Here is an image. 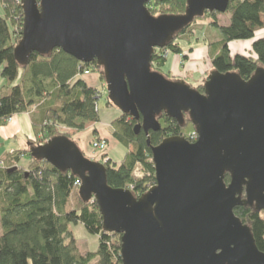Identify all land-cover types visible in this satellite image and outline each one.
I'll return each instance as SVG.
<instances>
[{"label": "water", "instance_id": "95a60500", "mask_svg": "<svg viewBox=\"0 0 264 264\" xmlns=\"http://www.w3.org/2000/svg\"><path fill=\"white\" fill-rule=\"evenodd\" d=\"M148 0H21L22 35L13 54L60 49L101 67L108 101L158 131L161 112L181 122L187 112L194 142L179 136L150 146L155 184L139 197L106 183L105 166L64 136L30 155L79 179L78 194L94 200L106 233L121 234V264H264L236 205L264 208V68L250 78L212 70L203 93L150 68L156 49L205 11L225 13L230 0H187L177 16H153ZM230 181L225 184L224 174Z\"/></svg>", "mask_w": 264, "mask_h": 264}, {"label": "trees", "instance_id": "16d2710c", "mask_svg": "<svg viewBox=\"0 0 264 264\" xmlns=\"http://www.w3.org/2000/svg\"><path fill=\"white\" fill-rule=\"evenodd\" d=\"M186 2L148 0L145 7L153 16H177L185 12ZM0 5V77L4 79L0 86V127L15 114L27 113L34 135L27 149L6 152L0 158V264H121V234L103 230L96 202L84 201L78 194V177L30 155L31 147L51 138L64 136L72 140L59 130L60 126L81 132L93 123V139H103L95 126L99 122L98 92L81 78L97 70L104 82L101 67L95 62L80 63L60 49L31 53L25 65L19 64L13 51L22 35L21 0H0ZM225 13L229 16L227 24L211 23L219 36L212 44L211 64L218 73L246 80L258 68H264V36L255 38V33L264 29V0H230ZM217 14L205 11L200 17L215 19ZM192 25L174 33L161 50L181 53L177 40L189 33ZM251 39V55L231 54L230 42ZM157 53L155 50L152 55L150 68L167 78L163 70L166 60ZM203 88L201 85L195 89L203 93ZM105 102L112 105L107 97ZM156 118L160 128L147 136L141 130L134 132L140 119L120 114L112 120L111 137L126 153L118 163L108 157L101 162L110 187L128 189L136 198L141 196L155 184L150 146L169 136L195 141V126L187 112H182L181 122L165 112ZM136 165L143 176L133 174ZM223 181L229 183L228 173ZM233 213L249 227L258 250L264 252V208L236 205ZM77 223L98 237L95 251L79 248L69 230L70 224Z\"/></svg>", "mask_w": 264, "mask_h": 264}, {"label": "rangeland", "instance_id": "374dc122", "mask_svg": "<svg viewBox=\"0 0 264 264\" xmlns=\"http://www.w3.org/2000/svg\"><path fill=\"white\" fill-rule=\"evenodd\" d=\"M0 15H2L1 5H0ZM213 21H215L219 25H225L229 21V16L227 13H218L215 19L210 18V17L195 18L192 21L193 25L190 27L189 33L181 35V38L177 40V43H179V47L181 49V53H173L168 49L167 50H161V48L156 49V51L158 52L157 54L159 56H162L163 59L166 60L165 65L163 67V70L165 72L164 71L163 72L167 75V78L169 80L184 81L185 84L189 85L192 88H197L203 85L204 82L207 80V77L210 75V72L213 70V67L211 64V50L213 49L212 44L219 39L218 31L211 26V23ZM261 36H264V29H260L258 32L255 33V38H258ZM253 40L252 39L245 40L246 42H237V41L230 42L228 44V47H229L231 54L234 55L236 53H240L244 55H251L252 54L251 44ZM171 58H174L173 59L174 61H172V63L168 61ZM167 63L169 64V66H167ZM85 74H96V76L98 77V80L101 84L99 88L101 89L95 88L98 92L97 94L99 95L97 103H98L99 108H104L105 99L107 97L105 82H102L100 80L99 73L97 70H94V71H91ZM3 83H4V79L0 77V86ZM104 90H105V93H104ZM107 106L113 107L112 105H108V104ZM10 120L11 119L7 120L5 122V125L1 126L0 129H3V127L7 126ZM58 128L60 131L66 132L72 138L73 137L75 138L76 136L83 137L84 133H86V131H84L85 129L81 132H77V131L65 128L63 126H60ZM109 128L112 132L111 123L109 125ZM3 133H0V134H3ZM28 135L29 137L33 136L31 127H26V132L25 130H23L22 134H20V136H17L18 139L17 137H14V136H9L3 139L2 143H0L1 144L0 149H4L3 151H7V149L11 146L18 147L19 145H21L24 139V136L28 137ZM19 137H23V139L22 138L19 139ZM93 141L94 139L92 135L86 138L88 149L87 151H84L85 153H83L86 157L92 160L106 161L109 158L113 162L118 163L119 161L122 160V158L124 157L126 153V149L123 146L118 145V144L115 145L112 149H110L109 148L110 144L108 140L106 141V147L109 148L110 150L105 151V152H99L97 150H93L92 148ZM110 141L113 142L112 139H110ZM22 145L25 146V144L23 143ZM28 147L29 146L26 145V147L18 148V149L22 150V149H27ZM14 151L15 150H10L8 154H12L14 153ZM4 154H6V152ZM26 161H27V158H24L23 163H25ZM140 168L141 167L139 165L135 166V169H138V173L142 174V171H140ZM69 230L73 234L79 248L82 251H86V250L95 251L97 247V242H98V237L96 235H92L88 233L86 229L83 227V225L80 223L70 224ZM29 264H31V261H29Z\"/></svg>", "mask_w": 264, "mask_h": 264}, {"label": "crops", "instance_id": "0c3cea01", "mask_svg": "<svg viewBox=\"0 0 264 264\" xmlns=\"http://www.w3.org/2000/svg\"><path fill=\"white\" fill-rule=\"evenodd\" d=\"M237 42H246V41H237ZM174 58L169 59L168 61H170V63H172V61ZM167 66H169V64L167 63ZM81 78L85 81V83L93 88H97V89H101L99 88L101 86L98 77L96 76V74H84L81 76ZM105 93V90H104ZM120 112L119 110L107 106L106 102H105V107L104 108H99V122L95 125L97 126V133H98V137L99 138H103V139H107L109 141V148L112 149L115 145H117V142L115 140L112 139L111 137V130L109 128V125L111 123L112 120H114L115 118L120 116ZM26 127H31L32 129V125H31V121H30V117L27 113H19V114H15L14 116H12L10 122L7 124V126L3 127V129H0V143H2L3 139L9 137V136H20V134H22V131L25 130L26 132ZM94 124H88L85 128L84 131H86V133H84V136H76L75 138H72V141L78 146V148L85 153L84 151H87L88 149V144L86 142V138H88L89 136L92 135L91 131L93 130ZM33 133V130H32ZM3 135V136H1ZM2 137V138H1ZM34 137L31 136L28 137L24 136L23 137H19L23 139L22 143L25 144L19 145L18 147H9L7 149V151H3L4 149H0V158L1 156L5 153V152H9L10 150H16L18 148H23L26 147V145L28 146V140L32 139ZM80 137V138H79ZM18 139V137H17ZM16 139V140H17ZM110 139H112L113 142L110 141ZM17 142V141H16ZM1 145V144H0ZM17 146V145H16ZM23 146V147H22ZM108 148V150H110Z\"/></svg>", "mask_w": 264, "mask_h": 264}, {"label": "built area", "instance_id": "2783aa9c", "mask_svg": "<svg viewBox=\"0 0 264 264\" xmlns=\"http://www.w3.org/2000/svg\"><path fill=\"white\" fill-rule=\"evenodd\" d=\"M87 73V72H86ZM93 150H97L99 152H105L107 150L106 147V141L103 139L100 140H94L93 143ZM105 158V157H104ZM105 160V159H104ZM98 162H102L101 160H99ZM133 174L135 175V177H141L142 174L138 173V169H135ZM80 184V183H79Z\"/></svg>", "mask_w": 264, "mask_h": 264}, {"label": "clouds", "instance_id": "9594fccd", "mask_svg": "<svg viewBox=\"0 0 264 264\" xmlns=\"http://www.w3.org/2000/svg\"><path fill=\"white\" fill-rule=\"evenodd\" d=\"M95 161V160H94Z\"/></svg>", "mask_w": 264, "mask_h": 264}]
</instances>
